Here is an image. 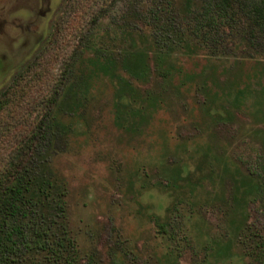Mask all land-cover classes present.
Wrapping results in <instances>:
<instances>
[{
  "label": "rangeland",
  "instance_id": "rangeland-1",
  "mask_svg": "<svg viewBox=\"0 0 264 264\" xmlns=\"http://www.w3.org/2000/svg\"><path fill=\"white\" fill-rule=\"evenodd\" d=\"M190 1L56 0L40 41L0 74L1 96L38 73L13 115L18 127L6 128L11 142L27 136L23 128L41 118L63 79L48 139L35 143L27 166L64 191L63 220L84 264H264L256 254L264 241V184L252 188L264 164V49L261 35L257 47L238 40L240 31L252 39L253 9L262 1L229 0L231 29L208 31V43L223 40L221 49L209 44L210 55L182 34L221 0H193L185 14ZM144 26L148 55H170L150 61L168 80L135 82L136 102L119 120L115 68L106 71L92 57H109L118 69L121 31ZM198 162L201 171L178 180L182 165ZM168 205L162 234L152 215L163 218Z\"/></svg>",
  "mask_w": 264,
  "mask_h": 264
},
{
  "label": "trees",
  "instance_id": "trees-1",
  "mask_svg": "<svg viewBox=\"0 0 264 264\" xmlns=\"http://www.w3.org/2000/svg\"><path fill=\"white\" fill-rule=\"evenodd\" d=\"M261 1L262 5L256 4L257 6H254L253 9L258 19L248 32L252 39L246 38V33L242 31L238 33V40L243 39L246 48L257 47L254 39L257 35H261V43L263 44L261 47L264 49V0ZM193 4L194 1L191 0L185 14L190 12ZM228 6L229 0H221L220 4L213 10L205 11L202 16L206 18V21L200 22L192 32L185 26L183 38L185 36L188 43L198 48H208L207 54L209 55L213 54V49L209 44H215L217 49H221L219 47L221 46L220 41L223 42L222 39L211 40L208 43L206 38L209 30L218 33L226 27L227 33L229 32L228 29H231V26L226 21L231 17V13L227 10ZM148 28L144 26L121 31L125 46L118 69L114 65L116 62L109 57H92V62L101 64L106 71L115 68L113 71V75L116 77L114 104L119 120L124 118L136 102L133 95L136 89L135 82L142 83L150 76L152 79L149 82H156L157 76L161 77L164 82L168 80V74L161 71L158 65L154 72L151 70L153 65L150 63L151 59L155 64V61L170 55H165V57L159 55L150 57L148 55L147 45L152 40ZM234 34L236 33L234 32ZM235 44L236 42L233 43L228 39L229 48L231 45V49H233ZM229 53L231 51L220 52L223 56ZM66 70L67 68L62 70V75L65 74ZM31 77L28 82H25L23 89L10 93L6 92L0 96V157H2L0 159V264H84L79 258L75 242L70 237L69 230L63 220L64 191L58 187L54 180H50L48 177L35 178L34 171L27 166L30 156L34 155L35 143L39 144L44 139H48L45 132L49 127L48 123L53 112L51 108L56 101L58 89L61 84L63 86V79L56 82L55 90L45 104V113L41 118L35 123L32 122L31 127L23 128L27 136L21 137L15 142H11L6 136L7 127H18L16 124L13 125L15 122L13 115L18 112L17 108L20 106L21 100L29 92L25 89L26 86H29L34 80H38V73L32 74ZM21 79L25 78L22 77ZM148 95L153 97L156 94L149 93ZM10 138L14 139L13 137ZM7 145L12 147L9 154L6 153L8 152L6 151ZM200 169H202L200 162L195 163L192 168L188 165H182L178 180L188 179L195 171H201ZM178 180L171 185L176 190L180 187ZM36 182L39 183L36 184ZM260 183L264 184V164L256 171L252 188L258 189ZM173 197L175 202V195ZM171 204H173V200L169 205ZM169 205L165 207L163 218L152 215L155 218L154 222L158 231L162 234L168 232ZM260 248V253L258 254L259 251L256 252L259 257L264 255V241L260 242Z\"/></svg>",
  "mask_w": 264,
  "mask_h": 264
},
{
  "label": "flooded vegetation",
  "instance_id": "flooded-vegetation-1",
  "mask_svg": "<svg viewBox=\"0 0 264 264\" xmlns=\"http://www.w3.org/2000/svg\"><path fill=\"white\" fill-rule=\"evenodd\" d=\"M56 0H0V74L9 71L19 51L27 54L41 39L43 21Z\"/></svg>",
  "mask_w": 264,
  "mask_h": 264
}]
</instances>
